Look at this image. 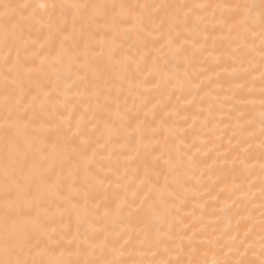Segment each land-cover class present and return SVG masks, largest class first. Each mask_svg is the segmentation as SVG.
Returning a JSON list of instances; mask_svg holds the SVG:
<instances>
[{"label":"snow or ice","instance_id":"snow-or-ice-1","mask_svg":"<svg viewBox=\"0 0 264 264\" xmlns=\"http://www.w3.org/2000/svg\"><path fill=\"white\" fill-rule=\"evenodd\" d=\"M0 264H264V0H0Z\"/></svg>","mask_w":264,"mask_h":264},{"label":"bare ground","instance_id":"bare-ground-1","mask_svg":"<svg viewBox=\"0 0 264 264\" xmlns=\"http://www.w3.org/2000/svg\"><path fill=\"white\" fill-rule=\"evenodd\" d=\"M130 2H135V0H130ZM255 99L257 100V102H258V100H259V97H255Z\"/></svg>","mask_w":264,"mask_h":264}]
</instances>
